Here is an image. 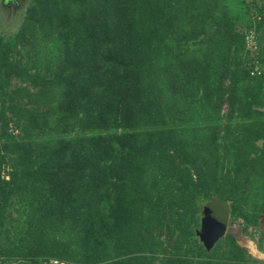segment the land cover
Wrapping results in <instances>:
<instances>
[{
    "label": "trees",
    "instance_id": "trees-1",
    "mask_svg": "<svg viewBox=\"0 0 264 264\" xmlns=\"http://www.w3.org/2000/svg\"><path fill=\"white\" fill-rule=\"evenodd\" d=\"M249 1L31 0L0 35V258L264 264L248 259L264 228V72L243 43L264 0ZM208 201L225 204L222 252L194 234ZM13 204L32 237L5 247Z\"/></svg>",
    "mask_w": 264,
    "mask_h": 264
},
{
    "label": "rangeland",
    "instance_id": "rangeland-1",
    "mask_svg": "<svg viewBox=\"0 0 264 264\" xmlns=\"http://www.w3.org/2000/svg\"><path fill=\"white\" fill-rule=\"evenodd\" d=\"M237 1L241 2V0H237ZM253 1L257 2L256 0H253ZM30 2H31V0H0V35H2L3 37H9V36H12V34L18 30V28L20 27V25L23 21V14H24L25 8L27 7V5ZM243 2L245 4L246 3L248 4V2L250 3L249 0H243ZM241 4H242V2H241ZM242 6H243V4H242ZM255 11L256 10H254V13H255ZM262 11H264V9ZM235 27L242 28L243 26L236 25ZM262 33L264 35V29L262 30ZM259 37H261L260 34H259ZM244 50H245V48H244ZM246 53H247L245 56L247 58L246 61H249L250 58L252 57V55L249 56V53L247 50H246ZM256 56H255V58H252V59L257 60ZM261 66H262V64H261ZM25 84L27 85V83L21 82L19 79L13 78L11 80V85L9 87L10 88H18V87H21L22 85H25ZM27 86H28L27 88L31 91L32 87H30L29 85H27ZM19 92L23 93L22 91H19ZM220 110H221V113H225V110H226L225 106L222 105ZM262 110L264 111V106L262 107ZM7 129H8V131L11 130L13 133H17V131L13 129L10 121L7 124ZM256 143L259 145V142H256ZM224 206H225V204L221 203V202L208 201L202 205L201 209L197 213L198 217H199V222H198L197 227H195V229H194V234H195L196 240L198 242H200L206 250H209L216 243H218L221 246L220 252L223 251V248H224L223 239H222L223 235L217 237L215 240H213L211 242H206V238H207V232H208L207 224L210 220L208 215L209 214L214 215V216L218 217L219 219H222L223 217L226 218V214L223 211ZM15 207H16V205L13 204V206H11L7 209V212L9 213L10 217L15 218V220H11V221L7 222L4 225V229H3L4 231L1 232V243H3L5 247L12 246L13 241L17 240L20 236H21V238L27 239V240L32 237V234L26 233L25 231H23V228L18 225L19 219L17 220V212L14 209ZM225 226L227 227V220H226ZM257 234H258L257 231H256V233L253 234V238H255L256 241H257V237H258ZM158 239L160 241H163L162 232L159 233ZM6 241H7V244H6ZM248 243H251V242H248ZM247 251H249L248 248H247ZM154 255L156 257L154 264H159L158 259L161 257L160 251L155 253ZM248 259L249 260L254 259V260L260 262L259 259H257L256 257H254L250 254L248 255ZM262 263H264V262H262Z\"/></svg>",
    "mask_w": 264,
    "mask_h": 264
},
{
    "label": "built area",
    "instance_id": "built-area-1",
    "mask_svg": "<svg viewBox=\"0 0 264 264\" xmlns=\"http://www.w3.org/2000/svg\"><path fill=\"white\" fill-rule=\"evenodd\" d=\"M262 8L264 9V3H261ZM243 43L245 50L248 51L249 56L252 55L249 61H247V65L249 67V74H260L264 72V65L258 62L255 58L256 53L258 51V40L257 33L253 28L247 29L243 35ZM252 60V61H251ZM0 264H17L15 261L7 258H0ZM35 264H75L65 259H59L55 257H49L38 261Z\"/></svg>",
    "mask_w": 264,
    "mask_h": 264
},
{
    "label": "water",
    "instance_id": "water-1",
    "mask_svg": "<svg viewBox=\"0 0 264 264\" xmlns=\"http://www.w3.org/2000/svg\"><path fill=\"white\" fill-rule=\"evenodd\" d=\"M209 222L207 224V238L206 242H211L215 240L217 237L223 235L225 228H226V218L223 217L222 219H219L218 217L209 214Z\"/></svg>",
    "mask_w": 264,
    "mask_h": 264
},
{
    "label": "crops",
    "instance_id": "crops-1",
    "mask_svg": "<svg viewBox=\"0 0 264 264\" xmlns=\"http://www.w3.org/2000/svg\"><path fill=\"white\" fill-rule=\"evenodd\" d=\"M264 29V24L261 26V28L258 30V33L260 34L261 37H258V49H260V53L264 55V35L262 33V30ZM262 34V35H261ZM264 65V62L261 63ZM258 232V249L256 250L257 254V259L260 261H264V228L260 230H256ZM255 231V233H256ZM250 245V244H249Z\"/></svg>",
    "mask_w": 264,
    "mask_h": 264
}]
</instances>
